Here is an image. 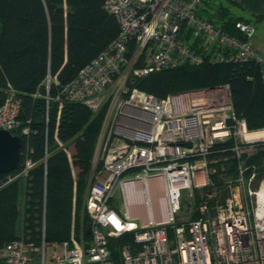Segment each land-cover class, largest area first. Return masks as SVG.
I'll return each mask as SVG.
<instances>
[{
    "label": "built area",
    "instance_id": "1",
    "mask_svg": "<svg viewBox=\"0 0 264 264\" xmlns=\"http://www.w3.org/2000/svg\"><path fill=\"white\" fill-rule=\"evenodd\" d=\"M201 1H103L118 24L116 37L65 85L47 76L43 95L46 118L50 102L57 103V121L64 102L92 112L105 109L95 153L100 151L102 165L85 197L88 240L80 243L72 229L68 240L46 242L43 211L40 238L20 235L6 243L0 264H46L48 258L53 264H116L110 239L127 234L135 247L121 249V264H264V175L259 170L264 164L248 163L264 149V128L250 130L237 117L228 84L164 98L128 87L132 79L164 69L200 65L251 64L264 83V57L250 43L254 28L236 22L238 36L225 33L197 16ZM51 80L58 87L55 95H50ZM20 108L9 88L0 106L1 130L13 134L20 129ZM29 133L28 127L20 129L21 135ZM53 133L69 158L57 138V123ZM229 141L228 148L217 150L236 161L234 176L223 181L222 198L212 181L216 160L209 156L216 145ZM47 156L45 150L44 163ZM34 166L26 157L13 179L26 177ZM152 181L162 186L166 220L156 219ZM196 189H204L199 217L173 226L171 238L167 228L182 193ZM136 191L145 220L131 214L129 195Z\"/></svg>",
    "mask_w": 264,
    "mask_h": 264
},
{
    "label": "trees",
    "instance_id": "2",
    "mask_svg": "<svg viewBox=\"0 0 264 264\" xmlns=\"http://www.w3.org/2000/svg\"><path fill=\"white\" fill-rule=\"evenodd\" d=\"M103 1L0 0V106L12 88L21 102L20 129L30 130L26 136L20 129L13 132L22 138L20 160L13 171L0 174V248L19 235L38 240L43 211L46 242L68 238L72 198L76 191L80 203L90 183L93 151L105 109L92 112L83 105L64 102L57 121V103L50 102L47 131L44 83L50 76L59 86L65 85L116 37L118 24L104 10ZM237 11H249L260 21L264 0H202L196 14L225 33L238 36L235 23L249 21ZM131 81L129 88L157 98L228 84L237 117L243 118L250 130L264 128V83L251 64L180 66ZM57 89L51 80L50 95ZM56 123L57 138L66 146L69 158L53 137ZM231 144L216 145L209 156L216 160L212 164L215 187L234 176L236 161L229 152L217 151ZM45 150L48 156L44 163ZM26 157L35 163L34 168L26 177L13 179ZM248 163L264 164V149ZM259 170L264 175V165ZM119 241L132 243L134 239L127 234Z\"/></svg>",
    "mask_w": 264,
    "mask_h": 264
},
{
    "label": "rangeland",
    "instance_id": "3",
    "mask_svg": "<svg viewBox=\"0 0 264 264\" xmlns=\"http://www.w3.org/2000/svg\"><path fill=\"white\" fill-rule=\"evenodd\" d=\"M237 14L241 15L243 18L247 19L249 21V24L254 28V34L250 39V43L251 45L258 51V53L260 55H262L264 57V17L260 20L257 21L256 17L254 15L251 14V12L249 11H237ZM103 109V108H102ZM100 109V110H102ZM98 110V111H100ZM45 123H46V127H47V131H48V124H49V120L46 118V112H45ZM47 133V132H46ZM97 142H98V138L94 147V151H93V156H92V162H91V176H90V183L89 185L92 183L91 181V177L93 175V173H95L98 168H100V166L102 165L101 162V155H100V151L98 154L96 153V148H97ZM47 144V142H46ZM219 178L216 179V182L219 183V181H217ZM216 185H218L216 183ZM88 186L85 188L83 197L81 202H78V198L76 196V191H75V196L72 198V212H71V218H70V224H69V231H68V238L65 240H68L70 237V233L71 230L73 229L74 234L76 236V239L80 242V243H85L88 240V236L86 234V225H84V223L86 222V220H88V215L87 212L85 210V197H86V193L88 191ZM216 192H220L221 193V197L225 196V192L223 191V186H216ZM204 193V189H196L194 190L192 193H189L187 191H184L181 195V200H180V209L179 211H177V213L174 216V221L170 222V224L168 225L167 228V232L168 235L173 238V226L176 225H180L183 224L189 220H193L196 219V217H199V207L200 205L203 203V195ZM117 198L119 199V194H117ZM120 200V199H119ZM120 205H121V212H123V205L121 203V201H119ZM141 211V212H140ZM136 214H142L143 217L145 216V211L143 206H138V208H136ZM146 218V216H145ZM145 220V219H144ZM138 224L140 223L139 220H135ZM169 230H171L169 232ZM44 238H45V222H44ZM20 236V235H19ZM124 236V235H123ZM119 237L116 239H110V246L109 249L112 252L113 256L116 255L115 260L117 261L118 264L122 263L121 260V256H120V251L124 246H130V247H135L133 245L134 242L132 243H121L120 244V239L123 237ZM63 240V241H65ZM119 241V242H118ZM53 243H60V242H53ZM46 264H53L49 258L47 259Z\"/></svg>",
    "mask_w": 264,
    "mask_h": 264
},
{
    "label": "water",
    "instance_id": "4",
    "mask_svg": "<svg viewBox=\"0 0 264 264\" xmlns=\"http://www.w3.org/2000/svg\"><path fill=\"white\" fill-rule=\"evenodd\" d=\"M22 138L0 129V174L13 171L21 156ZM89 232V225L86 228Z\"/></svg>",
    "mask_w": 264,
    "mask_h": 264
},
{
    "label": "bare ground",
    "instance_id": "5",
    "mask_svg": "<svg viewBox=\"0 0 264 264\" xmlns=\"http://www.w3.org/2000/svg\"><path fill=\"white\" fill-rule=\"evenodd\" d=\"M260 135L264 136V132L262 131L260 133ZM152 182H154V181H152ZM152 187H153V190L155 192V195L153 197V204H154L156 212H157L156 219L157 220H166L168 218V214L166 213V209H165V205H164L165 203H164L163 195H162V186L160 185V183L155 181L154 184L152 185ZM129 202L132 205L131 214L136 215V208H138V206H141V204L143 203L141 195L139 194L138 191H136L134 193L133 192L130 193ZM144 219H145V216H144Z\"/></svg>",
    "mask_w": 264,
    "mask_h": 264
}]
</instances>
